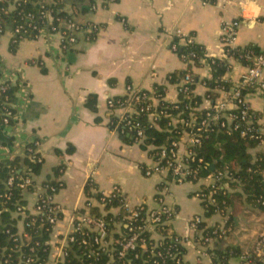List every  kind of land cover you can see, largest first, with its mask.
Masks as SVG:
<instances>
[{
	"label": "crops",
	"instance_id": "crops-1",
	"mask_svg": "<svg viewBox=\"0 0 264 264\" xmlns=\"http://www.w3.org/2000/svg\"><path fill=\"white\" fill-rule=\"evenodd\" d=\"M95 4L97 11L92 12ZM63 6L79 20L102 26L95 41L64 51L55 38L26 40L13 47L9 35H0V63L18 87L14 105L19 112L16 125L0 126V168L7 170L16 158L24 159V146L39 142L37 154L43 163L36 180L58 178L63 183L56 200L64 214L56 234L69 230L89 188L95 194L118 185L131 204L150 208L157 207V192L166 188L167 203L178 211L171 223L174 232L183 234L195 215L202 216L209 227L232 220L235 226L224 244L241 246L247 256L264 237L259 228L264 213L240 198L227 215L208 218L203 202L196 197L204 183L177 184L169 172L147 176L146 170L154 166L149 151L127 142L130 136L114 128L113 123L125 110H110L107 101L126 96L130 85L136 91L162 88L166 102H177L178 87L169 78L188 72L198 83L195 96L201 100L200 109H208L213 102L208 100L203 83L214 79L213 70L208 61L185 65L170 49L171 34L182 30L193 35L207 60L224 63L227 71L223 78L235 83L246 68L226 58L222 21L239 22L238 47L254 46L262 51L264 0H116L110 4L108 0H63ZM222 97L217 93L214 98ZM91 100L94 107L89 105ZM248 100L264 126V95L251 91ZM185 141L181 153L185 152ZM251 154L255 162L263 160L264 143ZM225 189L233 196L242 192V185L229 184ZM250 217L260 218V223L250 224ZM242 257L232 258L229 264H242ZM196 261V252L189 249L187 264ZM202 264L214 263L206 259Z\"/></svg>",
	"mask_w": 264,
	"mask_h": 264
},
{
	"label": "built area",
	"instance_id": "built-area-1",
	"mask_svg": "<svg viewBox=\"0 0 264 264\" xmlns=\"http://www.w3.org/2000/svg\"><path fill=\"white\" fill-rule=\"evenodd\" d=\"M115 1L108 0V3ZM62 3L63 0H0V35H9L13 47L26 40L55 38L64 51L95 41L102 26L94 21L79 20L61 9ZM91 10L97 11L96 4ZM239 26L238 21L223 20L221 41L226 58L243 64L246 72L235 83L222 77L216 78L214 86L210 87L205 81L207 98L213 102L208 109L201 110L200 105L193 104L198 83L188 72L178 76L175 82L180 96L177 102H166L165 90L159 87L149 92L136 91L130 85L126 96L107 101L110 110H125L113 123L114 128L141 146L146 144L144 116L152 126H158L162 118H170V131L176 132L179 139L162 147L148 145L146 150L154 166L145 174L169 172L177 184L204 183L196 197L203 202L206 212L215 208L216 214L223 216L217 196L221 189L237 179L228 165L211 171L196 149L216 128L228 134L237 133L259 145L264 143V126L248 100L251 91L264 95V50L238 47ZM171 40V51L178 54L185 65L205 61L211 69L216 65L215 59L207 60L203 48L200 54L195 50L197 43L193 35L176 30ZM180 48H185L186 52L180 53ZM172 78L171 75L169 80ZM14 86L13 77L0 63V126L3 127H13L19 118L10 94ZM217 93L223 94L222 99L214 98ZM184 101H188L185 109L177 116L168 113L169 106L179 111ZM185 110L190 111L189 119L181 116ZM199 112L204 114L200 116ZM185 138V152L181 153ZM38 146L39 142L34 141L23 149L33 162L42 164L43 159L37 154ZM261 175L264 183V169ZM35 176L11 170L5 182V202L14 197V191H18L21 198L12 212L17 231L15 234L10 229L6 231L11 235V245L2 248L0 264H70L73 260L81 264H187L189 249L197 254L196 264H202L206 259L213 261L215 245L225 242L232 229L228 221L203 228L204 218L195 215L188 221L183 234L176 233L171 223L178 211L166 201L168 189L157 192V207L150 208L146 204H131L123 189L115 185L110 191L95 194L89 188L83 208L75 212L69 230L56 234L64 214L56 200L63 183L58 178L38 182ZM261 204L264 206V201L261 200ZM169 226L168 234L160 232ZM255 253L264 257V237L257 242ZM246 260L247 256H243L242 264H250Z\"/></svg>",
	"mask_w": 264,
	"mask_h": 264
},
{
	"label": "trees",
	"instance_id": "trees-1",
	"mask_svg": "<svg viewBox=\"0 0 264 264\" xmlns=\"http://www.w3.org/2000/svg\"><path fill=\"white\" fill-rule=\"evenodd\" d=\"M60 8H64L63 3L60 5ZM194 48L199 54L202 53L201 46L197 45ZM249 48H254L255 50L259 51V49L254 46H249ZM185 52V48H180V53ZM215 61L216 65H214L212 68L214 79L212 81H208L210 87L214 86V80L216 78H222L227 71V67L224 63L216 59ZM185 74L186 72L173 74L171 83H175L178 76H183ZM17 90V86L12 87L11 89L10 94L13 102ZM187 102L188 101H184L180 104L179 111L173 110V108L169 106L168 113H171L173 116H177L180 111L185 109ZM195 103L200 105L201 100L196 97L193 100V104ZM89 105L90 107H94V100H91ZM203 114L204 112L198 113L200 116ZM189 115L190 111L185 110L181 116L185 119H189ZM142 121L145 124L146 134V144L143 145L142 148L145 150L147 149L148 145L162 147L164 145H169L172 140L179 139V136L176 132L170 131V118H162L158 122V126H152L148 120V117L146 116L142 118ZM12 124H14V122ZM126 141L129 143L133 142L131 137L126 138ZM12 142L13 141L11 140V143ZM258 145V142L241 138L237 133L228 134L227 132L216 128L214 132L209 134V138L206 139L203 144L196 149L198 156L203 158L204 161L210 165V170L211 165L215 162H217L215 169H220L225 165H228L231 169V172L235 176V179H237V182L231 183V185H242V192L234 193L233 196L225 188L221 189L219 192V195L217 196L218 202L220 204L219 208L224 212L225 215H227V211L232 206L234 201L240 198H245V201L248 204L264 213V206L261 204V200L264 201V183L261 175V172L264 169V159L255 162L254 157L251 154V150L258 147ZM25 167L27 170H25ZM41 169L42 164L33 162V160H31L28 155H26L24 159L20 157L16 158L14 161H12L11 166L7 170L5 168H0V252L5 246L11 245V235L7 234L6 231L10 229L12 234H15L17 231L16 220H14L12 217V212L16 209V203L21 198L20 193L18 191H14V197L10 201L5 202L3 199L4 194H6L5 182L9 177V173L11 170H15L16 173H19L20 175H24L26 173L39 175ZM3 202H5L6 205L3 204ZM213 215H216L215 208H211L208 212H206V216L208 218L212 217ZM228 225H231L232 227L235 226L232 220L228 221ZM202 227L206 228L207 224L203 223ZM170 231V226L160 230V232L164 235L168 234ZM244 254H246L245 249H243L241 246L227 247L225 246L224 242H219L215 245L213 262L214 264H229L232 258L245 256ZM247 258V263L264 264V257H259L255 253V249H252L248 252ZM70 264L81 263L73 260Z\"/></svg>",
	"mask_w": 264,
	"mask_h": 264
},
{
	"label": "rangeland",
	"instance_id": "rangeland-1",
	"mask_svg": "<svg viewBox=\"0 0 264 264\" xmlns=\"http://www.w3.org/2000/svg\"><path fill=\"white\" fill-rule=\"evenodd\" d=\"M261 218L263 219V220H261V221L264 222V218H263V217H261ZM258 219H260V218H258ZM258 219H256L255 217H250L249 222H250V224H254V223L259 224L260 221H259ZM258 221H259V222H258ZM259 228H260L262 231H264V223H261ZM257 232H258V231H257ZM260 233H261V231L258 233V236L255 237V241H257V238H258V237L260 238V236H259Z\"/></svg>",
	"mask_w": 264,
	"mask_h": 264
},
{
	"label": "water",
	"instance_id": "water-1",
	"mask_svg": "<svg viewBox=\"0 0 264 264\" xmlns=\"http://www.w3.org/2000/svg\"><path fill=\"white\" fill-rule=\"evenodd\" d=\"M216 164H217V162H215V163H213V164L211 165V171H214V170H215V168H216Z\"/></svg>",
	"mask_w": 264,
	"mask_h": 264
}]
</instances>
